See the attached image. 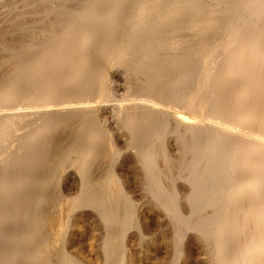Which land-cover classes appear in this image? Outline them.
I'll use <instances>...</instances> for the list:
<instances>
[{
    "label": "rangeland",
    "instance_id": "1",
    "mask_svg": "<svg viewBox=\"0 0 264 264\" xmlns=\"http://www.w3.org/2000/svg\"><path fill=\"white\" fill-rule=\"evenodd\" d=\"M263 71L264 0H0V264H245Z\"/></svg>",
    "mask_w": 264,
    "mask_h": 264
},
{
    "label": "bare ground",
    "instance_id": "2",
    "mask_svg": "<svg viewBox=\"0 0 264 264\" xmlns=\"http://www.w3.org/2000/svg\"><path fill=\"white\" fill-rule=\"evenodd\" d=\"M208 27V26H207ZM256 35V34H255ZM230 41V40H229ZM263 51V50H262ZM252 61V60H251ZM230 67V66H229ZM264 72V71H263ZM231 73V72H230ZM229 73V74H230ZM251 74V73H250ZM253 77H256V75L255 76H253ZM249 79V78H248ZM250 79H252V78H250ZM162 80V79H161ZM243 80V79H242ZM245 80V83H247L246 82V79H244ZM251 81V80H250ZM249 81V82H250ZM253 81H255V80H253ZM222 82V81H221ZM240 82V81H239ZM252 82V81H251ZM210 83V82H209ZM158 84V83H157ZM220 84V83H219ZM147 85V84H146ZM216 85H217V83H216ZM241 85V84H240ZM145 86V85H144ZM158 86V85H157ZM213 86V85H212ZM239 86V85H238ZM255 86V85H254ZM146 87V86H145ZM252 87H253V85H252ZM147 88V87H146ZM178 88V87H177ZM226 88H228V87H226ZM225 88V89H226ZM259 88V87H258ZM257 88V89H258ZM188 89V88H187ZM143 90V89H142ZM220 90V89H219ZM223 90V89H222ZM253 90V89H252ZM255 90V89H254ZM259 90V89H258ZM198 91V90H197ZM207 91V90H206ZM209 91V90H208ZM230 91H232V89L230 90ZM239 91V90H238ZM262 91V90H261ZM140 92V91H139ZM160 92V91H159ZM202 92V91H201ZM235 92V91H234ZM250 92V91H249ZM255 92V91H254ZM102 93V92H101ZM212 93V92H211ZM217 93V92H216ZM233 93V92H232ZM237 93V91L235 92V94ZM257 93H260V92H257ZM148 94V93H147ZM146 94V95H147ZM149 94H150V92H149ZM199 94V93H198ZM224 94V93H223ZM222 94V95H223ZM255 94V93H254ZM263 94V93H262ZM219 95V94H218ZM243 96H244V94H242ZM241 95V96H242ZM248 95L250 96V94L248 93ZM252 95V94H251ZM152 96H153V94H152ZM158 96V95H157ZM185 96V95H184ZM183 96V97H184ZM203 96V95H202ZM213 96V95H212ZM249 96H247V97H249ZM264 96V95H263ZM56 97V96H55ZM142 97V96H141ZM144 97H145V94H144ZM143 97V99H145ZM166 97V96H165ZM246 96H244V98H245ZM246 97V98H247ZM255 97H256V95H255ZM46 98V97H45ZM50 98V97H49ZM130 98V97H129ZM218 98V97H217ZM228 98V97H227ZM254 98V97H253ZM264 98V97H263ZM153 99V98H152ZM160 99V98H159ZM180 99V98H179ZM178 99V100H179ZM211 99V98H210ZM218 99H220V98H218ZM249 99V98H248ZM258 99H259V97H258ZM260 99H261V97H260ZM260 99H259V101H260ZM162 100V99H161ZM161 100L159 101V102H161ZM181 100V99H180ZM203 100V99H202ZM226 100V99H225ZM238 100V99H237ZM240 100V99H239ZM249 100H252L251 98L249 99ZM255 100H256V98H255ZM84 101V100H83ZM125 101V100H124ZM182 101H183V99H182ZM185 101H187V100H185ZM191 101V100H190ZM193 101V100H192ZM197 101V100H196ZM208 100L206 99V102H207ZM245 101V100H244ZM244 101H241V102H243V105L245 104L244 103ZM254 101V100H253ZM258 100H257V102L260 104V102L262 103L263 101H260L259 102ZM150 102V101H149ZM148 102V103H149ZM157 102V101H156ZM199 103H200V101H198ZM197 102V103H198ZM204 102V101H203ZM202 102V103H203ZM237 102V101H236ZM240 102V103H241ZM256 102V105L257 106H259V104ZM37 103H39V102H37ZM48 103V102H47ZM196 103V102H195ZM210 103V102H209ZM227 104L229 103V102H226ZM231 103V102H230ZM252 103V101H249V103L247 102L246 104H245V106L247 107V109L245 108V106H243V110H242V105H241V107H240V110H242V111H244V113H242L243 115H239V116H237V115H235V112H234V115H235V117L236 118H238L239 117V119H243L244 118V116H245V118L244 119H246L247 117H248V113H249V115L251 116V118H248L247 119V121H246V125H244V124H242L243 123V120L241 121L242 123V125H244L243 126V129L244 128H248L247 129V131H250V133L252 132V133H257V136H256V134H255V136L258 138V136L259 135H261V134H264V102H263V106L260 104V106H259V110H261L262 108H263V111H260L261 113L259 114V113H257V112H255L256 110H258V108H255L254 110L253 109H251L252 107H253V103ZM158 104V103H157ZM201 104V103H200ZM199 104V105H200ZM205 104V103H204ZM203 104V105H204ZM211 104H213L212 102H211ZM232 104V103H231ZM230 104V105H231ZM136 105V104H135ZM150 105V104H149ZM168 105V104H167ZM177 105V104H176ZM183 105V104H182ZM195 105V104H194ZM208 105H210V104H208ZM215 105V104H214ZM234 105V104H233ZM138 106V105H137ZM218 106V105H217ZM217 106H215L216 107V109H217ZM262 106V107H261ZM139 107V106H138ZM141 107V106H140ZM188 107V106H187ZM198 107V106H197ZM213 107V106H212ZM215 107H213V108H215ZM256 107V106H255ZM260 107H261V109H260ZM157 108H158V106H157ZM183 108V107H182ZM200 108V107H199ZM209 108H210V106H209ZM135 109V108H134ZM187 110H185V112L184 111H182V113L180 112V114H181V116H180V120L182 121V122H185L184 121V119H185V115L187 116H190L191 114H193L194 112H197V109L196 108H194V107H191V108H189L190 110H188V108H186ZM203 109V108H202ZM205 109V108H204ZM204 109L202 110V111H204ZM212 109V108H211ZM222 109V108H221ZM237 111L239 110L238 109V106H237ZM235 109V110H236ZM151 110V109H150ZM153 110V109H152ZM199 110V109H198ZM201 110V109H200ZM199 110V111H200ZM229 110V109H228ZM231 110V109H230ZM229 110V111H230ZM234 110V109H233ZM154 111V110H153ZM181 111V110H180ZM186 111H187V113H186ZM193 111V112H192ZM206 111V110H205ZM211 111V110H210ZM209 111V112H210ZM212 111H214V110H212ZM217 111H219V110H217ZM236 111V112H237ZM216 112V111H215ZM224 112V111H223ZM226 112V111H225ZM230 112H232V111H230ZM245 112H246V114H245ZM150 113V112H149ZM148 112H147V114L146 115H148L149 114ZM151 113H152V111H151ZM177 113V112H176ZM202 113V112H201ZM204 113V112H203ZM238 113V112H237ZM241 113V112H240ZM239 113V114H240ZM155 114V113H154ZM218 114V113H217ZM221 114V113H220ZM219 114V115H220ZM227 114V113H226ZM176 115V114H175ZM193 115H195V113L193 114ZM198 115V114H197ZM209 115H210V113H209ZM212 115H213V113H212ZM214 115H216V114H214ZM234 115H233V117H234ZM145 116V115H144ZM226 116V115H225ZM225 116H223V117H225ZM232 116V115H231ZM243 116V117H242ZM192 117H194V116H192ZM192 117H189V118H192ZM198 117V116H197ZM200 117H201V114H200ZM211 117V116H210ZM216 117V116H215ZM222 117V118H223ZM227 117V116H226ZM253 117V118H252ZM176 118V117H175ZM177 118H179V117H177ZM176 118V119H177ZM221 118V119H222ZM169 119V118H168ZM206 119V118H205ZM174 120V119H173ZM179 120V119H178ZM204 120V119H203ZM9 121V120H8ZM175 121V120H174ZM177 121V120H176ZM225 121V120H224ZM232 121V120H231ZM230 121V122H231ZM234 121V120H233ZM5 122V121H4ZM211 122V121H210ZM212 122H213V120H212ZM217 122H219V121H217ZM230 122H228V123H230ZM177 123H180L179 121H177ZM177 123H176V125H177ZM193 123H195V122H193ZM238 123V122H237ZM240 123V122H239ZM238 123V124H239ZM256 123H258L257 125H259V127L257 128V126H254ZM181 125L182 124H184V123H180ZM186 124V123H185ZM215 124V123H214ZM217 124V123H216ZM231 124V123H230ZM241 124H239V125H241ZM200 125V124H199ZM199 125H198V127H199ZM202 125V124H201ZM204 125V124H203ZM220 125H221V123H220ZM219 125V126H220ZM238 125V126H239ZM187 126H188V129H189V127H190V125H188L187 124ZM206 126V125H205ZM230 126H232V125H230ZM254 126V128H252ZM179 127V126H178ZM191 127H193V126H191ZM223 127V126H222ZM225 127V126H224ZM176 128V127H175ZM182 128V127H181ZM197 128V127H196ZM206 128V127H205ZM229 128V127H228ZM233 128V127H232ZM252 128V129H251ZM177 129V128H176ZM201 129V128H200ZM210 129H212V128H210ZM227 129V128H226ZM230 129V128H229ZM251 129V130H250ZM178 130V129H177ZM176 130V131H177ZM181 130V129H180ZM220 130V129H219ZM222 130H224V129H222ZM241 130H242V128H241ZM240 130V131H241ZM176 131H174V132H176ZM184 131H186V129L184 130ZM191 131H192V129H191ZM197 131L198 130H196V132L195 133H197ZM202 131V130H201ZM203 131H204V129H203ZM234 131V130H233ZM236 131V130H235ZM246 131V133H248ZM147 132H149V131H147ZM210 132V131H209ZM213 132V131H212ZM216 132V131H215ZM227 132V131H226ZM243 132H244V130H243ZM243 132H242V134H243ZM178 133H180V132H178ZM182 133V132H181ZM216 133H218V132H216ZM225 133V132H224ZM245 133V134H246ZM4 134V133H3ZM175 134V133H174ZM206 134H207V132H206ZM212 134V133H211ZM231 134V133H230ZM237 134V133H236ZM239 134V133H238ZM259 134V135H258ZM181 135V134H180ZM212 135H214V134H212ZM194 136V135H193ZM200 136V135H199ZM214 136H216V135H214ZM238 136V135H237ZM208 138H209V136H207ZM225 137V136H224ZM223 137V138H224ZM242 137V136H241ZM246 137V136H245ZM251 137V136H250ZM255 137V138H256ZM261 137V136H260ZM259 137V138H260ZM218 138V137H217ZM239 138V137H238ZM253 138V137H252ZM256 138V140H258ZM261 138H263L264 139V137H261ZM260 138V139H261ZM130 139V138H129ZM230 139V138H229ZM233 139V138H232ZM235 139V138H234ZM241 139H244V137L243 138H241ZM247 139H249V138H247ZM259 139V141H255V142H252V144H254L255 145V143H256V146L255 147H259V146H263L264 145V140L263 139H261L260 140ZM209 140V139H208ZM221 140V139H220ZM223 140V139H222ZM229 141V140H228ZM254 141V140H253ZM2 142V141H1ZM221 142V141H220ZM237 142H238V139H237ZM242 142V141H241ZM223 143V142H222ZM240 143V142H239ZM249 143V142H248ZM196 144H198V143H196ZM207 144V143H206ZM215 144H217V143H215ZM242 144V143H241ZM208 145H211V144H208ZM214 145V144H213ZM212 145V146H213ZM253 145V146H254ZM164 146V145H163ZM250 146V145H249ZM248 145H247V147H249ZM246 147V148H247ZM261 148H263V147H261ZM260 148V149H261ZM207 149V148H206ZM249 150L250 149H252V151L254 152V148H252V146H251V148H248ZM20 151V150H19ZM248 151V150H247ZM193 152V151H192ZM239 152V151H238ZM237 152V153H238ZM246 152V151H245ZM249 152H251V151H249ZM249 152H248V155H247V157L246 158H249L248 156H250L249 155ZM241 154V153H240ZM260 154H261V157L262 156H264V151H262V152H260ZM235 156V155H234ZM251 156H252V154H251ZM254 156L255 155H253L252 157L254 158ZM258 156V158H259V155H257ZM27 157V156H26ZM243 157V156H242ZM260 157V158H261ZM244 158V157H243ZM258 158L256 159V162H259V160H258ZM264 157H262V159H263ZM25 160V159H24ZM239 160H240V158H239ZM260 161H262V160H260ZM245 162V161H244ZM246 162H248V161H246ZM250 162H253V161H250ZM255 162V163H256ZM214 163V162H213ZM223 163V162H222ZM216 164V163H215ZM220 164V163H219ZM252 164V163H251ZM6 166V165H5ZM204 166V165H203ZM240 166V165H239ZM248 166V165H247ZM262 166H264V164L262 165ZM248 167H250V166H248ZM252 167V166H251ZM255 167V165L253 166V168ZM257 167V166H256ZM255 167V168H256ZM245 168V167H244ZM254 168V170L253 171H251L249 168L247 169V168H245V169H247V170H249V171H251L250 173H251V175H249V177L248 178H250V176H251V179L250 180H252V178H257L260 174H262L263 173V171L262 170H259V169H255ZM244 169V170H245ZM2 170V169H1ZM11 171V170H10ZM236 172V171H235ZM249 173V172H248ZM249 173V174H250ZM8 174V173H7ZM244 175V174H243ZM245 176V175H244ZM247 176V175H246ZM11 177V176H10ZM9 177V178H10ZM5 178V177H4ZM7 178V177H6ZM12 178V177H11ZM243 178V177H242ZM240 178V181L238 182V187L237 186H234V191H232L233 192V194H232V196H230L231 198H234V197H236V199L237 198H239V199H244V198H246V197H250V193H252V192H254L253 194H251V202L248 200V203L246 204V206H245V204L243 205V206H245L244 207V209L242 210L243 211V215H241V217L243 218V219H241V220H244V222L243 223H245V222H247V223H250L249 221L250 220H252V229L253 230H255L254 232H255V234L253 235L254 237L250 240V242H246V243H244L245 244V246H244V248H246V250H247V252L249 251V253H247L248 255L246 256V257H244V260H245V264H264V191L262 192L261 190V192L262 193H260V191H259V189H261V187L262 186H259V184H255L256 185V187L254 188V184H252V186L253 187H251V188H249V185L245 188V184L248 182V180L249 179H247V177L246 178ZM260 178H261V180L263 181V183H261L262 185L264 184V173L262 174V175H260ZM2 179V178H1ZM233 179V178H232ZM242 179V180H241ZM253 179V180H254ZM252 180V181H253ZM1 182V181H0ZM11 182V181H10ZM229 182V181H228ZM237 182H236V184H237ZM250 182V181H249ZM255 182V181H254ZM230 183V182H229ZM252 183V182H251ZM258 183V182H257ZM235 184V183H234ZM235 184V185H236ZM6 185V184H5ZM251 186V185H250ZM226 187V186H225ZM231 188V187H230ZM263 188V187H262ZM224 189V188H223ZM226 190V189H225ZM264 190V189H263ZM114 194H115V192H114ZM227 194V193H226ZM227 196V195H226ZM221 197V196H220ZM228 198V197H227ZM227 200V199H226ZM227 201H230V200H227ZM241 201V200H240ZM239 201V202H240ZM243 201H245V200H243ZM234 202V201H233ZM247 202V201H246ZM250 202V203H249ZM235 203V202H234ZM237 203V202H236ZM243 203V202H242ZM229 205V204H228ZM239 207V206H238ZM238 207H236V209H234L235 211H233V220H234V218H236L235 217V215L239 212V210L237 211V208ZM241 208H242V206H241ZM238 209H240V208H238ZM241 210H240V212H242ZM253 211H254V215L253 214H251V213H253ZM240 214V213H239ZM240 216V215H239ZM256 216H257V219H256ZM230 217V216H229ZM237 220V219H236ZM225 222V221H224ZM230 222H232L233 223V221H230ZM229 223V222H228ZM241 223V222H240ZM242 223V224H243ZM236 224V223H235ZM229 226V225H228ZM232 226V225H231ZM253 226H254V228H253ZM31 227V226H30ZM233 227H236V226H233ZM242 228V227H241ZM236 230V229H235ZM241 230V229H240ZM252 230V231H253ZM246 231V230H245ZM250 231H251V229H250ZM250 231L248 232V233H250ZM252 231H251V233H252ZM217 232V231H216ZM221 232H224V229L221 231ZM226 233V232H225ZM240 233V232H239ZM229 235H231V234H229ZM228 235V236H229ZM217 236V235H216ZM227 238H229V237H227ZM232 238V237H231ZM230 239V238H229ZM236 239V238H235ZM249 238H247V240H248ZM233 240V239H232ZM231 240V241H232ZM239 240V239H238ZM218 242H220V241H218ZM225 242V241H224ZM228 242V241H227ZM244 244H242V246L244 245ZM222 245H223V242H222ZM236 248V247H235ZM234 248V249H235ZM238 248V247H237ZM237 250V249H236ZM2 251V250H1ZM220 251H222V250H220ZM240 251V250H239ZM242 251V250H241ZM240 251V252H241ZM245 251V250H244ZM243 251V252H244ZM246 253V251L244 252V254ZM233 254V253H232ZM235 254H237V253H235ZM235 254H233V255H235ZM243 255V254H242ZM241 255V256H242ZM131 256V255H130ZM226 259V258H225ZM78 263V262H77ZM240 264H241V262H239ZM243 264V263H242Z\"/></svg>",
    "mask_w": 264,
    "mask_h": 264
}]
</instances>
